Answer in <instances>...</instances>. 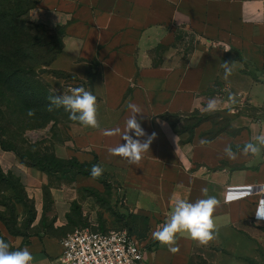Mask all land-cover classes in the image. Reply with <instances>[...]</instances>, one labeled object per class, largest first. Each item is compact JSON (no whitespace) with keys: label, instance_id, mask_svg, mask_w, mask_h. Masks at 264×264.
Listing matches in <instances>:
<instances>
[{"label":"crops","instance_id":"1","mask_svg":"<svg viewBox=\"0 0 264 264\" xmlns=\"http://www.w3.org/2000/svg\"><path fill=\"white\" fill-rule=\"evenodd\" d=\"M36 1L26 18L65 30L63 50L50 68L69 77L49 73L51 87L58 94L82 87L97 97L98 126L71 123L68 137L54 151L81 161L96 154L109 190L79 174L72 183L51 188L54 208L48 214L47 175L23 164L14 151L1 149V167L22 179L36 205L31 225L38 230L13 236L14 248L26 247L31 264H57L65 232L102 229L116 221L111 209L149 217L145 264H189L198 240L180 232L170 247L152 233L163 227L177 199L194 202L208 195L218 200L211 239L248 221L264 224L255 212L264 199V145L256 153L244 152L247 142L257 144L256 136L264 134V118L249 111L264 107V0ZM191 38L194 44L188 48ZM210 99L217 102L214 110H206ZM130 103L141 110L136 118L145 135L138 139L155 133L136 163L108 151L124 143ZM194 112L208 119L192 135L177 131ZM163 114H177L180 122L175 127ZM227 147L233 155L225 152ZM110 190L112 197L120 195L119 206L110 207V215L106 211V223L98 219L104 211L98 201Z\"/></svg>","mask_w":264,"mask_h":264},{"label":"trees","instance_id":"2","mask_svg":"<svg viewBox=\"0 0 264 264\" xmlns=\"http://www.w3.org/2000/svg\"><path fill=\"white\" fill-rule=\"evenodd\" d=\"M36 3V0H0V145L4 150L14 151L23 164L37 167L47 175L48 182L43 186L44 206L46 207L48 203L53 204L54 202L51 194L52 187L70 184L79 174L92 176L90 174L92 165L98 164L101 169L102 166L96 154L90 161H81L75 155L62 158L56 155L54 148L40 149L36 144H32L31 148L23 151L6 139L10 134L8 126L11 124L24 131L26 128L45 127L51 121L53 124L60 120L79 123L77 120L70 119L69 113L62 106L59 108L53 106L49 110L48 97L58 93L41 76V73H52L61 78L69 77L63 71L50 68L51 63L63 50L65 30L63 27L51 29L44 24L28 20L26 14ZM181 36H177V40H181ZM188 42L190 44L188 48H192L194 38L189 39ZM93 78L94 75H91V82ZM249 111L255 118H257V113H260V117L264 118V107L253 106ZM8 114L9 116H7ZM8 117L12 118L6 124L4 121ZM21 117L23 120H20ZM163 117L173 119L175 127L180 122V116L177 114H163ZM184 119L185 122L177 131L187 130L192 135L195 127L208 118L200 112H194ZM227 126L226 124L213 129L210 137ZM64 140L65 138L53 142L55 144L62 143ZM56 175L57 178L59 177L58 179L64 181L59 184L51 183L50 180ZM94 178L102 182L109 190V183L103 169L101 174ZM17 203L24 205L27 211V217L21 224L17 221L15 206ZM0 205L4 207L3 212L0 208V218L3 221L6 220L5 211H9L13 217L12 223L5 221L8 232L12 236H28L23 230L34 221L36 209L28 197L22 179L11 171L5 172L1 164ZM110 211L115 220L123 224L121 228H126L139 241L148 238L150 227L147 215L111 209ZM1 238L15 249L7 237Z\"/></svg>","mask_w":264,"mask_h":264},{"label":"clouds","instance_id":"3","mask_svg":"<svg viewBox=\"0 0 264 264\" xmlns=\"http://www.w3.org/2000/svg\"><path fill=\"white\" fill-rule=\"evenodd\" d=\"M228 48H225L227 50ZM225 63H228L225 61ZM230 72L229 68L225 69V74ZM50 103L49 110L54 107H63L69 113V118L77 120L83 125L97 127V97L90 91L82 87H71L62 94H53L48 97ZM217 106L215 99H210L207 102L206 110H214ZM128 107L132 110V115L127 119L125 128L122 134L124 143H120L116 147L108 149L109 152L126 157L129 162L136 163L141 154L149 148L152 136L141 141L138 137L144 136L145 131L136 118V113L141 110L134 104H129ZM257 144L247 142L244 146V152L251 151L256 153L258 145H264V134L256 136ZM225 152L229 156L233 155L231 147L225 148ZM102 172L98 164L91 167L90 174L98 176ZM203 191H207L204 189ZM218 204L215 196L208 195L205 198L198 199L194 202L184 199H177L170 217L166 220L163 227L158 228L152 233L153 238L158 241L168 244L171 247V242L176 239L177 233H186L190 238L198 240L200 243H206L213 237V211ZM256 216L264 219V199H262L256 209ZM175 251V248H171ZM33 259L32 253L25 248H11L7 241L0 238V264H31Z\"/></svg>","mask_w":264,"mask_h":264},{"label":"rangeland","instance_id":"4","mask_svg":"<svg viewBox=\"0 0 264 264\" xmlns=\"http://www.w3.org/2000/svg\"><path fill=\"white\" fill-rule=\"evenodd\" d=\"M41 76L48 82L47 78L52 77V74L42 72ZM7 116H9V114ZM10 118L12 117H8L4 123L7 124L10 121ZM20 120H23V117H21ZM53 125L54 127H51ZM70 126L71 123L67 120H60L56 124H53L51 121L45 127L26 128L22 131L19 130V127L11 124L8 126L10 134L7 135L6 139L11 144H16L23 151L31 148L32 144H36L40 149H53L57 144L53 141L68 137V128ZM1 149L3 148L0 145V150ZM58 178L57 175L53 176L50 180L51 183L59 184L64 181ZM110 185L112 186L111 182ZM102 196L103 201L101 200L98 202L102 203L104 211H100L98 213V219L107 223V217L110 215L108 209L110 207L119 206L118 201L120 195L118 197H112L110 190V192L105 193ZM29 199L32 200L34 207H36L34 199L30 197ZM0 206L1 211L3 212L4 207L2 205ZM15 206L17 221L21 224L27 217L26 207L19 203L15 204ZM45 208V212L49 211L48 214H51L54 207L52 204L48 203ZM4 213L6 219L5 221L12 223L13 217L10 212L5 211ZM5 221L0 218V238L7 237L10 240L13 236L8 232ZM46 222L47 221H45V223ZM122 225L123 224L121 222L113 221L110 225H106L102 229H120ZM37 227L38 226H32L30 224L28 228L23 231L27 234H31L38 230ZM93 229L96 230V227ZM70 231L71 230L65 232V235ZM140 242L145 244V240ZM191 264H264V224L255 221H248L243 225L226 232L220 238L210 239L206 243H201L194 250L191 257Z\"/></svg>","mask_w":264,"mask_h":264},{"label":"built area","instance_id":"5","mask_svg":"<svg viewBox=\"0 0 264 264\" xmlns=\"http://www.w3.org/2000/svg\"><path fill=\"white\" fill-rule=\"evenodd\" d=\"M57 264H145V246L126 228H75L61 238Z\"/></svg>","mask_w":264,"mask_h":264}]
</instances>
